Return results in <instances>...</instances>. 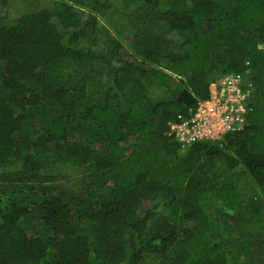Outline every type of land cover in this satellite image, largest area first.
Instances as JSON below:
<instances>
[{
	"label": "trees",
	"instance_id": "1",
	"mask_svg": "<svg viewBox=\"0 0 264 264\" xmlns=\"http://www.w3.org/2000/svg\"><path fill=\"white\" fill-rule=\"evenodd\" d=\"M90 4H6L0 264H264V0ZM225 73L253 81L247 124L181 154L168 122Z\"/></svg>",
	"mask_w": 264,
	"mask_h": 264
},
{
	"label": "built area",
	"instance_id": "2",
	"mask_svg": "<svg viewBox=\"0 0 264 264\" xmlns=\"http://www.w3.org/2000/svg\"><path fill=\"white\" fill-rule=\"evenodd\" d=\"M254 84L249 75L225 73L209 85L208 96L188 114L168 122L169 135L182 150L197 142H220L242 130L254 102Z\"/></svg>",
	"mask_w": 264,
	"mask_h": 264
},
{
	"label": "rangeland",
	"instance_id": "3",
	"mask_svg": "<svg viewBox=\"0 0 264 264\" xmlns=\"http://www.w3.org/2000/svg\"><path fill=\"white\" fill-rule=\"evenodd\" d=\"M20 0H0V25L2 24L6 14H8V12H11L13 9L11 8H7L6 7V4L9 2H18ZM84 10L86 11H90L91 9V4H90V0H84ZM116 6H114V8H112V10H107L105 12V14L103 15H97L98 17V31L100 33V37H101V40L102 41H106L107 40V37H106V33L107 32H110L113 36H117V38L119 40H122V42L124 43V39L117 35V32L114 30V27L115 25L119 24V22L122 21V15L120 12H118V10L115 8ZM135 10V9H134ZM130 11V13L128 15H125V19L128 18V19H131V14H133V11ZM126 42V41H125ZM123 51V56L125 58H132V51L129 49V47L127 45L124 46V49L122 50ZM184 150H181V154H184ZM55 187L58 189V190H63V191H73V187H74V184L69 181V180H66V179H60L58 180L56 183H55ZM153 207V203L152 204H147L146 207ZM161 207V206H159ZM218 224H221L220 221H217ZM232 228V226L230 227Z\"/></svg>",
	"mask_w": 264,
	"mask_h": 264
}]
</instances>
